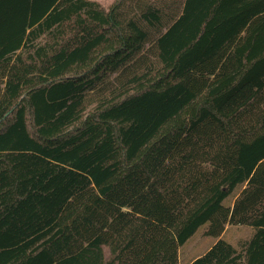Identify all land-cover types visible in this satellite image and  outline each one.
Returning a JSON list of instances; mask_svg holds the SVG:
<instances>
[{
	"label": "trees",
	"instance_id": "trees-1",
	"mask_svg": "<svg viewBox=\"0 0 264 264\" xmlns=\"http://www.w3.org/2000/svg\"><path fill=\"white\" fill-rule=\"evenodd\" d=\"M204 224L192 264H264V0H0V264H178Z\"/></svg>",
	"mask_w": 264,
	"mask_h": 264
},
{
	"label": "crops",
	"instance_id": "crops-1",
	"mask_svg": "<svg viewBox=\"0 0 264 264\" xmlns=\"http://www.w3.org/2000/svg\"><path fill=\"white\" fill-rule=\"evenodd\" d=\"M99 2L102 6L107 8L113 0H93ZM233 227V229L230 230V228ZM240 228L242 226H230L226 225L224 228V231L222 232V237H225V239L232 245H236L238 241H242L245 238H248L253 231H250L251 228L247 227L248 229H245L246 233L249 230L248 235L243 237L242 234H239L237 232V228ZM229 230V233L227 234V231ZM239 230V229H238ZM197 233V232H196ZM196 233L191 236L187 241H185L183 244H181L178 248V264H192L200 257L204 256L213 246L215 241L217 239L212 238L211 236L207 235L203 237H199L196 235ZM227 234V235H226ZM239 234V235H237ZM237 235V236H235Z\"/></svg>",
	"mask_w": 264,
	"mask_h": 264
},
{
	"label": "rangeland",
	"instance_id": "rangeland-1",
	"mask_svg": "<svg viewBox=\"0 0 264 264\" xmlns=\"http://www.w3.org/2000/svg\"><path fill=\"white\" fill-rule=\"evenodd\" d=\"M231 229H233V227H231L230 228V230ZM239 229V230H238ZM245 229H248L246 226H242V227H238L237 228V232L239 233V234H242L243 235V237H247V236H249L248 235V233H249V230H248V232L246 233V231H245ZM206 230H207V224H204V225H202V226H200L199 228H198V230L195 232L196 233V235L197 236H199V237H203V236H206ZM250 231H253L252 229L250 230ZM194 233V234H195ZM229 233V230L227 231V234ZM193 234V235H194ZM226 234V235H227ZM239 234H237V235H239ZM222 235V234H221ZM237 235H235V236H237ZM212 238H214V239H217V238H215V237H212ZM103 250H104V254H105V257H108L109 256V251H108V248L107 247H104L103 248Z\"/></svg>",
	"mask_w": 264,
	"mask_h": 264
}]
</instances>
